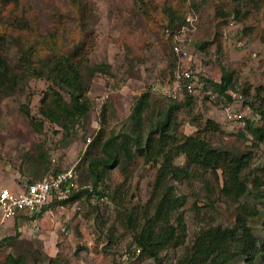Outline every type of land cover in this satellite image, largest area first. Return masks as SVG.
<instances>
[{"label":"rangeland","instance_id":"1","mask_svg":"<svg viewBox=\"0 0 264 264\" xmlns=\"http://www.w3.org/2000/svg\"><path fill=\"white\" fill-rule=\"evenodd\" d=\"M20 1V6L9 8L7 14L14 13L17 22L25 23L19 18H27L34 31L20 34L21 46L12 41L4 48L10 71L20 82L11 95L0 94V191L17 192L29 182L71 168L77 174L78 190L92 189L80 166L94 137L104 129L109 135L129 128L136 100L146 92L152 96L150 112L164 111L173 102L162 94L158 83L167 84L172 71L166 27L174 11L180 15L178 26L191 20L182 36L189 55L182 61L184 67L194 72L201 88L205 80L220 83L226 73L235 87L228 92L232 102L212 90L199 89L192 105L178 110L179 129L186 135L204 132L214 148L239 157L251 156L244 172L249 194L238 202L227 197L220 171L195 169L191 178L174 183L177 194L186 198L181 209L186 240L179 248L163 251L160 263L144 258L124 260L123 254L136 246L121 215L123 208L109 197L101 200L94 194L84 195L67 205H51L41 218L39 214L36 219L13 220L1 230L0 242L17 231L21 241L0 248V264H8L9 256L20 255L26 264H48L52 258L56 264H178L200 231L216 225L233 227L241 206L257 212L258 216L249 218V225L262 246L264 142L253 136L247 121L256 127L264 125L256 110L264 100V0ZM39 35L41 39L56 36L64 53L82 44L85 56L81 62L107 68L92 77L85 75L93 104L84 125L66 131L42 117L40 110L44 99L51 101V89L60 92L66 102L70 97L47 77L35 76L23 62L22 51ZM203 42L204 49H199ZM171 43L174 48L173 40ZM154 87L158 88L154 91ZM35 120L44 122L39 132L32 125ZM185 163L184 156L177 160L178 165ZM157 171V166L138 160L128 175L114 170L98 190L103 192L107 186L112 188L107 192L113 193L124 186L128 202L144 206L151 198Z\"/></svg>","mask_w":264,"mask_h":264},{"label":"trees","instance_id":"2","mask_svg":"<svg viewBox=\"0 0 264 264\" xmlns=\"http://www.w3.org/2000/svg\"><path fill=\"white\" fill-rule=\"evenodd\" d=\"M20 4V0H0V94L11 95L20 82V78L10 71L4 48L10 46L12 41L21 46L23 40L20 34L28 30L34 31L32 23L27 18L26 20L19 18V20L25 21L22 23L17 22L14 13L7 14L9 8H18ZM12 20L14 27H11ZM169 20L166 31L170 33L168 42H170L173 62L170 78L164 86L172 84L174 71L178 64V57L174 52L171 40L180 27L188 24L185 21L178 26L180 15L174 11H171ZM16 23L19 25L18 27ZM37 38L22 51L23 62L27 68H32L30 72L35 76L47 77L56 87L65 90L70 97V101L66 102L60 92L51 89V101L46 102L44 99L43 107L40 110L42 117L45 120L58 123L66 131L81 123L84 125L90 116L93 104L89 96L90 84L85 79V75L87 73L89 77H92L95 73L107 72V68L105 66H88L81 62L80 59L85 56L82 44L70 52L64 53L59 48L56 36L41 39V35H39ZM205 45L206 43L203 42L198 44V47L204 49ZM36 47H40V49ZM43 53L47 54L44 56L45 58L39 56ZM33 54L35 55L33 56ZM205 81L206 83L202 87L203 91L212 90L218 96L226 97L229 102L233 101L228 92L234 90L235 87L232 77L228 73L224 74L220 83L212 80ZM158 86L164 87L160 83ZM194 96V94L186 93L181 98H170L173 102L164 111L157 113L154 110L149 111L152 106L150 92L140 95L132 109L129 128L120 132L111 131L109 135L104 129L94 137L88 146L80 167L84 168L85 180L92 186V191L87 188L81 189L75 191L67 200L53 202L43 208L40 215L38 214L39 218L48 211L51 205H67L84 195L94 194L101 200L109 197L111 201L123 208L121 215L124 223L133 234L136 248L142 250L140 258L160 263L163 251L179 248L185 244L186 240V224L181 210L185 205L186 198L177 194L174 183L188 180L195 169L214 173L220 171L224 176L223 192L227 197L238 202L247 196L249 188L244 172L250 165L251 156L239 157L230 151L214 148L204 132L186 135L180 131L176 114L181 107L192 105ZM184 100L186 101L183 102ZM251 105L254 107V104L251 103ZM256 110L264 121L263 99L260 107ZM25 113L28 117L31 116L28 109H25ZM105 116L103 115L106 120ZM36 121L32 122V125L39 132L42 130L44 122ZM103 123L105 125L106 121ZM247 123L253 136L260 142H264V125L256 127L250 121ZM181 156L186 159L183 166L177 164V160ZM138 160L157 166L158 169L151 198L146 205L129 203V198L123 194L124 186V188L119 186L113 189V193L107 192V190H112L107 186L103 192L98 190L99 186L105 184L110 178L114 170L128 175ZM59 172L55 171L54 174H59ZM38 215L33 216L32 219ZM256 215L258 216L255 210L241 206L233 227L216 225L203 229L196 235L194 242L186 249L178 264H238L240 260L244 264H264V244L259 246L254 230L249 225V218ZM19 218L29 219L30 217L21 214L15 219ZM20 238L21 232L17 231L15 236L4 238L0 242V248L16 244L21 241ZM8 264H26V260L22 255L9 256ZM48 264H56V260L52 258Z\"/></svg>","mask_w":264,"mask_h":264},{"label":"built area","instance_id":"3","mask_svg":"<svg viewBox=\"0 0 264 264\" xmlns=\"http://www.w3.org/2000/svg\"><path fill=\"white\" fill-rule=\"evenodd\" d=\"M188 22L191 23V20L188 19ZM186 27V25L182 26L173 38L178 64L174 71L172 84L160 87L162 94L167 98H181L186 93L196 95L202 89L196 81L194 72L185 68L182 62L189 57L184 48L186 40L182 39L186 33ZM167 33L170 35L169 31ZM157 88L154 87L153 90L155 91ZM78 188L75 168H71L65 172L49 175L42 180L28 183L17 192L7 188L2 189L0 191V232L4 228H8L9 222L18 215L24 214L30 218L37 216L44 207L53 202L69 199ZM141 253V249L135 248L133 251L126 252L123 258L126 261H132L140 258Z\"/></svg>","mask_w":264,"mask_h":264},{"label":"crops","instance_id":"4","mask_svg":"<svg viewBox=\"0 0 264 264\" xmlns=\"http://www.w3.org/2000/svg\"><path fill=\"white\" fill-rule=\"evenodd\" d=\"M21 188H23V187H19V190H20ZM12 221H13V220H11V221L9 222V225L11 224Z\"/></svg>","mask_w":264,"mask_h":264}]
</instances>
